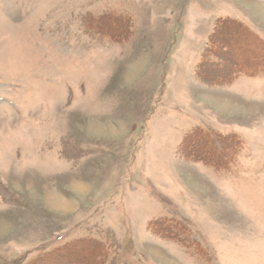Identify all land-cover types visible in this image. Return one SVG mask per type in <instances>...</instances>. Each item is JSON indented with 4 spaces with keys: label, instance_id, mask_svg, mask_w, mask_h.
Instances as JSON below:
<instances>
[{
    "label": "rangeland",
    "instance_id": "rangeland-1",
    "mask_svg": "<svg viewBox=\"0 0 264 264\" xmlns=\"http://www.w3.org/2000/svg\"><path fill=\"white\" fill-rule=\"evenodd\" d=\"M0 264H264V0H0Z\"/></svg>",
    "mask_w": 264,
    "mask_h": 264
},
{
    "label": "trees",
    "instance_id": "trees-1",
    "mask_svg": "<svg viewBox=\"0 0 264 264\" xmlns=\"http://www.w3.org/2000/svg\"><path fill=\"white\" fill-rule=\"evenodd\" d=\"M248 36L250 38L251 37L254 38L253 35L250 34V33H249ZM238 71H239V69H238ZM189 136L191 137V135H189ZM210 137L211 136L209 135L208 138L207 137H205V138L210 139ZM216 139L218 140L217 141L218 144H220L219 147L216 146L215 141L212 140V138H211V140H208V143H207V140H202V138H201L200 141L202 142V144H204L206 142V144H209L210 145V149L209 150H205L204 154H206V157L203 158L202 161L207 162V163H212V162H215L217 160H226L227 159V157H226V149L222 147V146H224V143L222 144V142L220 141L219 136ZM155 227L158 230L157 223H153V228H155ZM168 236H170L173 239L175 237L176 240L178 239L176 237V234L170 233V235H168Z\"/></svg>",
    "mask_w": 264,
    "mask_h": 264
}]
</instances>
